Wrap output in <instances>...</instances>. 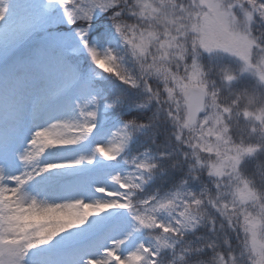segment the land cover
<instances>
[{
  "label": "snow or ice",
  "instance_id": "1",
  "mask_svg": "<svg viewBox=\"0 0 264 264\" xmlns=\"http://www.w3.org/2000/svg\"><path fill=\"white\" fill-rule=\"evenodd\" d=\"M257 21L264 22V0H0V44L49 32L39 59L40 101L65 112L27 143L18 139L15 113L0 125V264H234L222 231L243 232L253 264H264V249L257 251L264 190L247 171L264 162ZM113 80L120 86L105 83ZM161 112L170 125L164 147ZM38 115L37 105L31 117ZM106 121L118 126L91 155L40 163L46 150L102 135ZM145 139L158 151L133 152ZM97 154L130 169L111 175L118 188L107 198H47L49 189L72 183L56 170L91 165ZM168 161L169 183L146 191ZM73 203L75 220L67 215ZM108 210L123 215L113 217L106 244L97 247L103 225L89 217ZM85 248L97 250L81 255Z\"/></svg>",
  "mask_w": 264,
  "mask_h": 264
},
{
  "label": "rangeland",
  "instance_id": "2",
  "mask_svg": "<svg viewBox=\"0 0 264 264\" xmlns=\"http://www.w3.org/2000/svg\"><path fill=\"white\" fill-rule=\"evenodd\" d=\"M20 2L22 4H31L34 3L35 0H20ZM238 26L241 30H244L248 27V24L245 20L240 19L238 21ZM101 27H103V25H101ZM252 27L253 36L259 40H264V22L257 21ZM50 39L49 32L41 29L10 44H0V93L2 95L0 96V125H2L7 119L9 113H15L20 118L19 126H22V121L26 120V117L31 115L30 108L27 110V107L32 105L31 102H29V99H27L28 96L38 98L40 103L41 73L39 69V59L42 47ZM261 55H264V53H261ZM84 63H87V61H84ZM105 83L113 88L120 86L119 81L115 80L106 81ZM245 83L249 82L245 81ZM29 85L36 86V88L31 89ZM153 111H155V109L150 110L151 115ZM115 126L118 125L114 124V122L106 121L104 124L105 132L102 135H91L84 142L68 147L70 150L74 151L73 155L76 159L81 156H89L92 154L94 145L102 142L106 138L107 131L114 130ZM64 132L65 130L60 129L58 134H64ZM54 153L56 152H54L53 149H50L48 154L53 155ZM50 161L54 163V161ZM114 164H118L119 166L108 167V165ZM250 165L253 164H249V166ZM254 169L255 171L247 169L249 177L254 180L258 189L264 190V175H262V172H264V162H257ZM66 170L69 174H77L78 172L81 175L80 179L83 189L86 190L87 195L89 192L91 194L90 198L85 197V202L87 203L97 198H107V191L118 188V186L111 181V175H123L130 169L120 161H104L97 154L94 156L91 165L85 162L81 166L68 168ZM57 187L58 190H60L62 186ZM96 187H103L105 192H96ZM47 198L50 200H57L56 202L58 203H64L65 201L63 200H66V196L63 193H60L59 196L50 195L47 196ZM78 214L79 213H71L67 211L68 217L73 220L77 218ZM121 215H123V210H108V212L102 213L100 217H89L93 220L94 224L103 225L97 241V247L106 244V238L107 235H109L107 230L108 226L114 222L113 217ZM261 249H264V236L257 241V251ZM86 250L95 252L97 248L82 249L81 252L85 251V254H81V252L80 254L87 255L89 252H86ZM250 251L253 253L251 247Z\"/></svg>",
  "mask_w": 264,
  "mask_h": 264
},
{
  "label": "bare ground",
  "instance_id": "3",
  "mask_svg": "<svg viewBox=\"0 0 264 264\" xmlns=\"http://www.w3.org/2000/svg\"><path fill=\"white\" fill-rule=\"evenodd\" d=\"M29 87L31 89L36 88V86H32V85H29ZM0 96H2V95L0 94ZM27 99H29V102H31V104H32L29 107H27V110H28V108L31 109L32 107L37 106V105L39 106V108L46 105V104L42 103L41 101L39 103V101L37 100L38 98H36V97L28 96ZM45 109H46L45 112L39 113L36 120H33L32 118L28 117V119H31V122L29 123V125H27V127H26L25 122H24L23 125H25V128H30L31 124H33L32 127L37 129L38 127L46 126L49 122L54 121L59 116L65 115V112L60 107H55V106L47 104ZM50 118H52V119L46 124L45 121L50 119ZM40 121H42L43 125L37 124V122H40ZM55 131L57 133H59L60 128L56 129ZM26 133L27 132L19 134L18 139L20 141H25V140L27 141L30 137H28V135ZM53 151L56 153H54L53 155H49L48 153L50 152V149L46 150V152L41 157L40 163L41 164H48V162L53 163L50 160L54 161V163H65V162H70V161L76 160V157L73 155L74 151L70 150V148L68 146L67 147H60V148H53ZM66 169H68V168H66ZM66 169H60V170H56V171L58 173H60L61 175L70 178L72 183L68 186H62L60 190H58V187H55L53 189H49L45 193V195L46 196H50V195L59 196L60 193H63L66 196V200H69V201H77L80 198H84V200H85V197L90 198V196H91L90 192L87 195L86 190H84L82 187V182L80 179L81 175L78 172H77V174H69ZM91 191H93V190H91ZM67 211H69L71 213H79V205L76 203H73L67 209Z\"/></svg>",
  "mask_w": 264,
  "mask_h": 264
},
{
  "label": "trees",
  "instance_id": "4",
  "mask_svg": "<svg viewBox=\"0 0 264 264\" xmlns=\"http://www.w3.org/2000/svg\"><path fill=\"white\" fill-rule=\"evenodd\" d=\"M153 114V113H152ZM127 115H131V113H128ZM148 115H151V112H148ZM158 131L160 133V147H164V138L166 135L165 129L167 128L170 131V125L165 124L163 112L160 114V120L158 121ZM147 147L150 146L152 151L156 152L158 151L157 145H149L148 141L145 139ZM171 163V161H168L165 163V169H168V177L166 175H162L159 178V182L162 184L167 185L170 180V172L171 169L168 168V165ZM221 240L220 244L223 245V240L226 238L230 241L232 252L235 256V261L237 264H248V257H252V252L250 251V248L248 246H245V236L243 232H237V231H228V232H221L220 233ZM203 259V258H201Z\"/></svg>",
  "mask_w": 264,
  "mask_h": 264
},
{
  "label": "clouds",
  "instance_id": "5",
  "mask_svg": "<svg viewBox=\"0 0 264 264\" xmlns=\"http://www.w3.org/2000/svg\"><path fill=\"white\" fill-rule=\"evenodd\" d=\"M234 264H237V262L234 261ZM248 264H253V258L251 256L248 257Z\"/></svg>",
  "mask_w": 264,
  "mask_h": 264
}]
</instances>
